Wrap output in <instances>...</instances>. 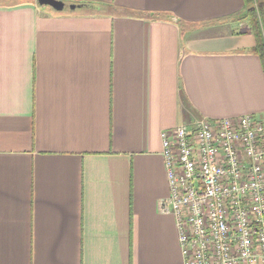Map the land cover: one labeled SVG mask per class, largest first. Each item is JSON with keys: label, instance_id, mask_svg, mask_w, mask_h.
<instances>
[{"label": "crops", "instance_id": "obj_1", "mask_svg": "<svg viewBox=\"0 0 264 264\" xmlns=\"http://www.w3.org/2000/svg\"><path fill=\"white\" fill-rule=\"evenodd\" d=\"M59 1L0 0V264H184L160 132L264 114L244 0Z\"/></svg>", "mask_w": 264, "mask_h": 264}, {"label": "built area", "instance_id": "obj_2", "mask_svg": "<svg viewBox=\"0 0 264 264\" xmlns=\"http://www.w3.org/2000/svg\"><path fill=\"white\" fill-rule=\"evenodd\" d=\"M184 264H264V122L201 118L160 132Z\"/></svg>", "mask_w": 264, "mask_h": 264}, {"label": "trees", "instance_id": "obj_3", "mask_svg": "<svg viewBox=\"0 0 264 264\" xmlns=\"http://www.w3.org/2000/svg\"><path fill=\"white\" fill-rule=\"evenodd\" d=\"M87 10L95 9V2H84ZM131 12V10H128ZM151 20H161L163 14L160 13H144ZM241 20L248 23L251 33L255 37V45L251 52L257 55L262 63L264 71V0H244V8L239 13ZM183 23V22H181Z\"/></svg>", "mask_w": 264, "mask_h": 264}, {"label": "water", "instance_id": "obj_4", "mask_svg": "<svg viewBox=\"0 0 264 264\" xmlns=\"http://www.w3.org/2000/svg\"><path fill=\"white\" fill-rule=\"evenodd\" d=\"M40 4L50 6L56 10H63L65 4L62 1L59 0H38ZM77 6L72 5L71 8L75 9Z\"/></svg>", "mask_w": 264, "mask_h": 264}, {"label": "rangeland", "instance_id": "obj_5", "mask_svg": "<svg viewBox=\"0 0 264 264\" xmlns=\"http://www.w3.org/2000/svg\"><path fill=\"white\" fill-rule=\"evenodd\" d=\"M64 12H70V9L69 8H66L65 10H63ZM257 119H263V120H261V121H263L264 122V114H262V116H260V115H256L255 116Z\"/></svg>", "mask_w": 264, "mask_h": 264}]
</instances>
